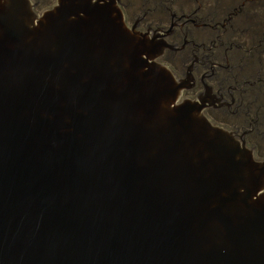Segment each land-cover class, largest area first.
Wrapping results in <instances>:
<instances>
[{"label":"water","instance_id":"water-1","mask_svg":"<svg viewBox=\"0 0 264 264\" xmlns=\"http://www.w3.org/2000/svg\"><path fill=\"white\" fill-rule=\"evenodd\" d=\"M116 0H0V264H264V162Z\"/></svg>","mask_w":264,"mask_h":264},{"label":"flooded vegetation","instance_id":"flooded-vegetation-1","mask_svg":"<svg viewBox=\"0 0 264 264\" xmlns=\"http://www.w3.org/2000/svg\"><path fill=\"white\" fill-rule=\"evenodd\" d=\"M41 16L58 0H28ZM127 26L154 42L156 61L264 162V0H116Z\"/></svg>","mask_w":264,"mask_h":264}]
</instances>
